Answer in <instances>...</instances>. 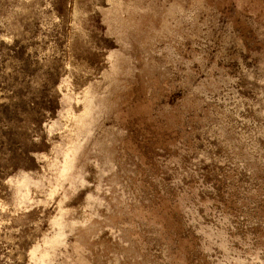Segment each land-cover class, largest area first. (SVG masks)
I'll return each instance as SVG.
<instances>
[{"label":"rangeland","instance_id":"374dc122","mask_svg":"<svg viewBox=\"0 0 264 264\" xmlns=\"http://www.w3.org/2000/svg\"><path fill=\"white\" fill-rule=\"evenodd\" d=\"M0 264H264V0H0Z\"/></svg>","mask_w":264,"mask_h":264},{"label":"bare ground","instance_id":"6f19581e","mask_svg":"<svg viewBox=\"0 0 264 264\" xmlns=\"http://www.w3.org/2000/svg\"><path fill=\"white\" fill-rule=\"evenodd\" d=\"M93 154H94V153H93ZM91 259H92V258H91ZM96 260H97V258H96ZM95 262H96V261H95ZM95 262H94V263H95Z\"/></svg>","mask_w":264,"mask_h":264}]
</instances>
